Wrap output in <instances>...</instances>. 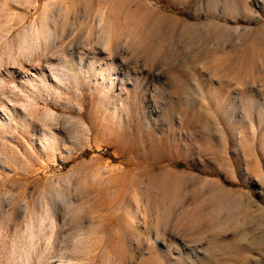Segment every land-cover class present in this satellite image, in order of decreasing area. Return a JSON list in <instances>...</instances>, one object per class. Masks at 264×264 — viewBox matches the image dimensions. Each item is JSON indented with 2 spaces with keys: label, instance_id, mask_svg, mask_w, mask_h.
<instances>
[{
  "label": "rangeland",
  "instance_id": "obj_1",
  "mask_svg": "<svg viewBox=\"0 0 264 264\" xmlns=\"http://www.w3.org/2000/svg\"><path fill=\"white\" fill-rule=\"evenodd\" d=\"M35 263L264 264V0H0V264Z\"/></svg>",
  "mask_w": 264,
  "mask_h": 264
},
{
  "label": "bare ground",
  "instance_id": "obj_2",
  "mask_svg": "<svg viewBox=\"0 0 264 264\" xmlns=\"http://www.w3.org/2000/svg\"><path fill=\"white\" fill-rule=\"evenodd\" d=\"M41 221H42V220H41ZM41 221H40V224H41ZM42 223H43V222H42ZM41 225H42V224H41ZM39 227H41V226L39 225ZM42 230H43V229L38 230V231H40V232H39L40 234H43V233H41V232H43ZM36 231H37V230H36ZM38 231H37V232H38ZM39 233H38V235H39ZM30 235H31V234H30ZM32 235H33V234H32ZM41 236H42V235H41ZM30 244H31V243H30ZM26 246H27V245H26ZM30 247H31V246H30ZM29 253H30V252H29ZM27 254H28V253H27ZM29 255H30V254H29ZM29 257H30V256H29ZM29 257H28V258H29ZM37 258H38V257H37ZM29 259H30V258H29ZM30 261H31V260H30ZM35 264H36V263H35ZM56 264H57V263H56ZM69 264H70V263H69Z\"/></svg>",
  "mask_w": 264,
  "mask_h": 264
}]
</instances>
